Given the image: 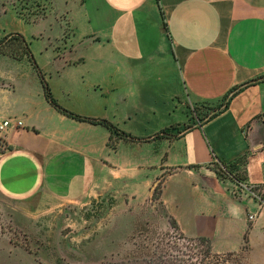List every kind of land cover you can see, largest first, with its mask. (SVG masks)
Returning a JSON list of instances; mask_svg holds the SVG:
<instances>
[{
	"label": "crops",
	"instance_id": "1",
	"mask_svg": "<svg viewBox=\"0 0 264 264\" xmlns=\"http://www.w3.org/2000/svg\"><path fill=\"white\" fill-rule=\"evenodd\" d=\"M40 1L46 12L31 19L0 2V37H24L57 102L136 137L168 135L111 148L105 126L56 110L26 59L0 53V121H11L0 197L24 214L106 196L132 211L160 182L165 221L184 238L264 264V201L210 168L247 154L246 183L263 182L264 0Z\"/></svg>",
	"mask_w": 264,
	"mask_h": 264
},
{
	"label": "rangeland",
	"instance_id": "2",
	"mask_svg": "<svg viewBox=\"0 0 264 264\" xmlns=\"http://www.w3.org/2000/svg\"><path fill=\"white\" fill-rule=\"evenodd\" d=\"M6 1L26 19L46 12L45 3L40 0H0ZM9 18V25L15 26L16 20ZM38 43H33L36 52ZM0 53L17 60L24 57L26 63L21 70H25L28 82L36 79L18 36L12 35L1 44ZM220 103L206 106L200 118H206ZM157 185L160 182L154 187ZM238 185L260 201L264 178L253 186L244 180ZM128 208L106 196L85 202L47 204L39 213L24 214L0 197V264H99L126 259H151L154 264H246L242 251L216 254L208 241L184 238L166 223L158 199L151 198L132 211V206Z\"/></svg>",
	"mask_w": 264,
	"mask_h": 264
},
{
	"label": "trees",
	"instance_id": "3",
	"mask_svg": "<svg viewBox=\"0 0 264 264\" xmlns=\"http://www.w3.org/2000/svg\"><path fill=\"white\" fill-rule=\"evenodd\" d=\"M12 35H16L20 38V42L23 45V52H24L23 54H25L27 56V58L29 59L30 64H31L33 70L36 73V76L38 77V79L41 83V86L43 89V95H44V98L46 99V101L52 107H54L56 110H58L59 112H61L62 114L66 115V116H69V117L74 118L76 120L88 121L90 123L101 124V125L105 126L110 132V135L108 138V145L111 148L115 147V141L118 138H121L124 140H130V141H138V140H147L149 138H157L160 136L168 135L167 134L168 128H164V129L160 130L159 132H157L154 135H151L149 137H136L134 135H131V134L119 129L116 125H114L108 119L101 118V117L83 116V115L77 114V113L63 107L53 97L52 92H51L50 87H49V84H48L42 70L40 69L37 61L35 60L32 52L28 46V42L24 39V37L22 35H20L19 33H9V34L3 36L2 38H0V46H1V44L5 43L6 40ZM21 57L19 56V58H21ZM235 91H236V88H233L232 90H230L229 91L230 93H228L224 96L221 103L215 107V109L211 112V114L208 115L207 119L215 116L221 110V106H223V108L226 107L227 102H228V99H227L228 95L235 93ZM246 162H247V154H242V155H240V156H238L232 160H229V161H226V160L221 159L219 157H214V160L212 161L210 168L219 177H221V178L222 177H228L231 180H233L236 184H238L241 181L246 180V170H245ZM240 167H242V169ZM160 193H161V187L158 185L155 186L153 189L151 198L159 200ZM261 201L262 202L264 201V191L260 197V202ZM169 222H170L172 227L177 228L176 223L172 218L169 219ZM198 238L202 239V240H206L209 243V240L204 238V237H198ZM99 264H154V261L151 259H126V260H120V261H106V262L99 263Z\"/></svg>",
	"mask_w": 264,
	"mask_h": 264
},
{
	"label": "built area",
	"instance_id": "4",
	"mask_svg": "<svg viewBox=\"0 0 264 264\" xmlns=\"http://www.w3.org/2000/svg\"><path fill=\"white\" fill-rule=\"evenodd\" d=\"M11 124L10 119H4L2 121H0V131L5 130L9 125ZM21 122L20 121H16L15 125H20ZM251 218V216H249Z\"/></svg>",
	"mask_w": 264,
	"mask_h": 264
}]
</instances>
